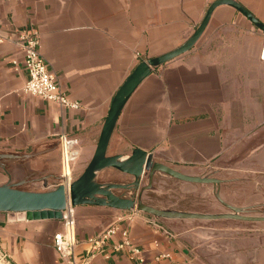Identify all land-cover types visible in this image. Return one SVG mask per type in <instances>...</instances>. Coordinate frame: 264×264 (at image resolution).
Masks as SVG:
<instances>
[{
  "label": "crops",
  "instance_id": "obj_1",
  "mask_svg": "<svg viewBox=\"0 0 264 264\" xmlns=\"http://www.w3.org/2000/svg\"><path fill=\"white\" fill-rule=\"evenodd\" d=\"M213 1L0 0V185L51 190L62 177L61 136L77 142V176L120 84L139 61L183 44ZM234 1L264 25V0ZM19 32L37 37L48 70L78 109L23 92ZM263 42L264 33L234 8L216 7L193 47L152 70L127 99L107 155L140 148L193 175L223 160L254 162L264 175ZM100 174L101 181L130 180L113 169ZM73 220L77 263L133 264L126 248L116 249L125 231L145 264H205L189 221L93 206L74 207ZM62 229L61 220L0 213V262L66 264L52 242ZM90 240L100 243L92 249Z\"/></svg>",
  "mask_w": 264,
  "mask_h": 264
},
{
  "label": "water",
  "instance_id": "obj_2",
  "mask_svg": "<svg viewBox=\"0 0 264 264\" xmlns=\"http://www.w3.org/2000/svg\"><path fill=\"white\" fill-rule=\"evenodd\" d=\"M222 5L234 8L255 28L264 33V25L238 2L234 0L213 1L207 7L200 23L183 44L165 54L139 61L120 84L112 96L91 158L77 176L71 175L68 180L63 177L59 178V182L51 190L29 191L21 188V184L9 182L2 184L0 185V213H22L26 220H60L62 212L67 208L93 206L119 211H134L148 216L155 222L169 220L264 222V210H262L264 203L253 206H234L221 198L220 185L235 180L217 178L216 176L222 172L221 169L207 166L198 175L183 173L154 160L151 153L140 148H134L127 155H107V146L118 116L136 87L151 74L152 70L191 49L203 33L213 10ZM105 169H113L130 180L101 181L100 173ZM158 178L211 186L210 192L213 198L227 212H191L145 202L143 199L145 193L159 195L169 193L156 186ZM180 196L183 197L182 194Z\"/></svg>",
  "mask_w": 264,
  "mask_h": 264
},
{
  "label": "rangeland",
  "instance_id": "obj_3",
  "mask_svg": "<svg viewBox=\"0 0 264 264\" xmlns=\"http://www.w3.org/2000/svg\"><path fill=\"white\" fill-rule=\"evenodd\" d=\"M77 163L76 158L71 163L73 177ZM211 167L222 170L219 178L235 179L220 185V196L225 202L234 206L264 203V175L257 174L254 162L237 165L235 160H223ZM156 186L169 193H145V202L191 212H227L213 198L211 186L162 178L156 180ZM189 231L191 244L205 264H264V222L193 221Z\"/></svg>",
  "mask_w": 264,
  "mask_h": 264
},
{
  "label": "built area",
  "instance_id": "obj_4",
  "mask_svg": "<svg viewBox=\"0 0 264 264\" xmlns=\"http://www.w3.org/2000/svg\"><path fill=\"white\" fill-rule=\"evenodd\" d=\"M16 44L21 48L23 55V68L27 73L28 79L23 86V92L31 96H36L48 102H54L62 107L70 109H78L79 105L71 102L62 92L54 75L48 70L46 61L39 53V44L37 37L26 32H19L16 36ZM260 57L264 58V42L261 46ZM60 154L62 157L60 172L64 179L68 180L72 175L71 163L77 157V142L66 136L60 138ZM63 222L61 232L55 233L52 237L53 248L60 259L66 261V264H88V258L83 262L77 263L74 259V220L73 209L67 208L62 212L60 219ZM113 232L109 229L106 235ZM123 241L116 249L126 248L130 253V259L133 264H145L144 259L139 251L129 244L126 238V232L122 233ZM92 249H95L100 241H94ZM0 257L3 254L0 252ZM91 258V256H90Z\"/></svg>",
  "mask_w": 264,
  "mask_h": 264
},
{
  "label": "bare ground",
  "instance_id": "obj_5",
  "mask_svg": "<svg viewBox=\"0 0 264 264\" xmlns=\"http://www.w3.org/2000/svg\"><path fill=\"white\" fill-rule=\"evenodd\" d=\"M0 264H2V263L0 262Z\"/></svg>",
  "mask_w": 264,
  "mask_h": 264
}]
</instances>
